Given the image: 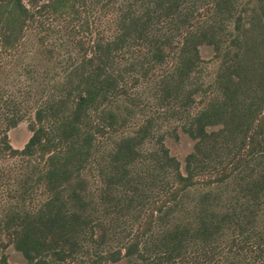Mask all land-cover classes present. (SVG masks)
Segmentation results:
<instances>
[{"label": "trees", "instance_id": "1", "mask_svg": "<svg viewBox=\"0 0 264 264\" xmlns=\"http://www.w3.org/2000/svg\"><path fill=\"white\" fill-rule=\"evenodd\" d=\"M0 82V264H264V0H0Z\"/></svg>", "mask_w": 264, "mask_h": 264}, {"label": "rangeland", "instance_id": "2", "mask_svg": "<svg viewBox=\"0 0 264 264\" xmlns=\"http://www.w3.org/2000/svg\"><path fill=\"white\" fill-rule=\"evenodd\" d=\"M42 44V41L39 39L38 33L30 30L27 35V40L23 47L20 50V53L16 57H7L8 66L5 68L7 74L10 73V79H13L16 76V71L20 70V68L14 64L12 61L16 60V64L19 66H24L33 63L34 69L43 71L49 65L47 58L42 56L39 51V46ZM204 56L209 58L211 56L210 48L203 49ZM11 60V61H10ZM210 70H214L216 67V62L210 61L209 63ZM3 83L8 80V78L4 75ZM11 81V80H10ZM0 84H2L0 82ZM32 132L29 129L28 121H24L20 123L16 128L12 129L9 132L10 140L12 145L15 148H23L27 141L29 140ZM168 145L170 146L172 154L176 155L180 160H184L185 156L192 150V142L190 139L182 135L179 140H170L168 141ZM18 163L20 160H16ZM11 162H15V160H11ZM6 253L9 256V259L12 263H20L25 264L26 261L22 258L21 255L15 253L12 249H8ZM1 255V252H0ZM108 264H125L124 261L120 263H108Z\"/></svg>", "mask_w": 264, "mask_h": 264}]
</instances>
